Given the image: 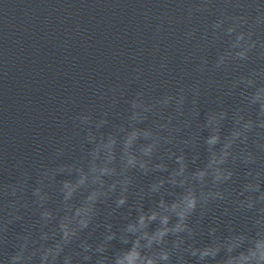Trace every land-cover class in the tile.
Instances as JSON below:
<instances>
[{"label": "water", "instance_id": "obj_1", "mask_svg": "<svg viewBox=\"0 0 264 264\" xmlns=\"http://www.w3.org/2000/svg\"><path fill=\"white\" fill-rule=\"evenodd\" d=\"M259 238L264 0H0V264H114L137 239L227 264Z\"/></svg>", "mask_w": 264, "mask_h": 264}, {"label": "clouds", "instance_id": "obj_2", "mask_svg": "<svg viewBox=\"0 0 264 264\" xmlns=\"http://www.w3.org/2000/svg\"><path fill=\"white\" fill-rule=\"evenodd\" d=\"M259 98V94L257 96ZM248 125H246L247 127ZM236 135H240L239 132L236 133ZM209 143H215V138H212L209 140ZM131 162V160H130ZM83 182V179L81 180ZM65 187L69 188V195L72 191V186H70L67 182L65 183ZM123 201H121L122 203ZM197 203V198L193 193H189L185 196H183L182 200L180 202H174L172 204V208H178L180 207L181 210L178 213L183 219L189 211L194 209L195 205ZM182 205V207H181ZM149 220L156 218V213H152L150 216L147 217ZM167 217H164L162 220V224H167ZM145 217L141 216L139 219V223L141 225L144 224ZM83 223H86V221H83ZM170 229L167 227L162 228L158 232L154 233L149 238V244H151L152 240H161L163 237L167 234V232ZM176 230H181V225L177 224ZM68 236V231H65V237ZM199 251L200 256H208V255H215L216 250L212 248H205L203 250H193V255L196 254V252ZM168 253L166 250H161L159 255H151L147 252L143 251V246L140 244V240L137 239L135 242H133V245L130 249L125 250L120 256H118L114 264H159L160 260H168ZM18 259V257L13 258ZM227 264H264V238H259L254 241L251 247L247 249L246 253H242L238 257L230 258L227 261Z\"/></svg>", "mask_w": 264, "mask_h": 264}]
</instances>
